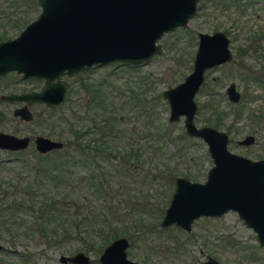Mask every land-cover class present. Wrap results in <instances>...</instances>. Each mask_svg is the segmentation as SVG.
<instances>
[{"label": "rangeland", "instance_id": "obj_1", "mask_svg": "<svg viewBox=\"0 0 264 264\" xmlns=\"http://www.w3.org/2000/svg\"><path fill=\"white\" fill-rule=\"evenodd\" d=\"M4 5L6 6L7 2H4ZM4 30L6 39L16 36L19 32L9 30L7 24L0 21V33ZM215 31H222L229 38L232 59L226 64L205 71L203 83L194 96L196 111L193 122L196 127L211 126L208 121L215 119L217 112L224 113L225 122L216 128L227 129L231 131L230 139H238L252 127L243 116L236 120L233 118V106L227 101L224 88L229 83H234L240 97L264 96V76H262L264 75V1L262 0H198L195 14L187 25L165 34L159 41L161 52L158 55L132 68L111 63L95 66L71 77H63L62 79L69 85L65 95L67 101L54 111L49 110L46 115L48 118L44 117L45 120L39 116L43 115L42 107H32L30 110L33 119L30 122H21L11 116L13 106L0 105V108L9 111L6 119L0 123V131L15 136H28L31 139L36 135L50 139L58 138V131L67 127L66 123L72 122L69 106L72 104L71 110H74L77 100L81 101L86 97L78 86L80 81H85L101 83L99 85H101L104 104L109 108L112 105L121 115L123 113L130 115V109L124 105V102L127 100L129 90H136L141 94L140 97L144 96L143 98L154 101L159 112V122L163 125L171 124L172 137L180 132L184 133L183 117H180L178 122H168V105L161 92L182 82L190 73L191 60L184 53L188 50L194 52L196 34L198 32L210 34ZM191 34L194 37L192 45L188 40ZM40 85L41 82L36 79L22 80L19 75L9 73L0 78V94L36 89ZM247 107L250 108L248 105ZM132 116L135 117L133 114ZM132 116L129 121L124 120L119 127H130L137 122ZM82 124V120H77L75 126L78 128ZM260 134L262 137L259 138H262V142L264 135ZM187 138V142L183 143L185 146L183 154L180 155L170 153L173 145L166 141V156L157 158L155 166L162 169L166 164L176 177L181 176L189 181L202 183L212 162L206 151V145L200 139ZM126 143L125 136L114 141L117 150L124 148ZM33 152L32 143L25 153L13 154L0 150V184L10 179V181L14 180L17 174L24 175L20 172V160L33 162ZM98 162L101 165L105 163L102 160ZM76 170L77 173L81 172L79 168ZM153 170L151 168V171ZM128 187H132L129 194L150 195L153 189L159 190L160 183L158 180L153 183L137 181L136 184H130ZM172 191L171 186L169 197ZM168 199L161 198L157 201L166 206ZM28 213L25 212L23 217L29 218ZM2 228L0 226L2 246L0 264H61L60 256H72L77 252H83L88 257V264H100L98 256L103 248L100 250L93 248L84 252L79 250L75 240L54 245L38 236L10 238ZM93 240L96 242L95 239ZM128 241L130 243L129 239ZM95 242L94 244H97ZM125 252L128 259L139 263L146 261L148 264H201L206 256L215 258L221 264H264V247L257 244L254 233L245 227L234 212H227L216 219L199 218L192 223L189 233H184L175 226L158 227L145 242L135 239Z\"/></svg>", "mask_w": 264, "mask_h": 264}, {"label": "water", "instance_id": "obj_2", "mask_svg": "<svg viewBox=\"0 0 264 264\" xmlns=\"http://www.w3.org/2000/svg\"><path fill=\"white\" fill-rule=\"evenodd\" d=\"M198 0H37L38 13L16 36L0 41V76L15 72L21 78L42 79L37 91L1 97L27 104L53 108L61 104L69 88L61 76L71 77L95 66L118 63L139 65L161 52V37L185 27L196 11ZM227 36L217 31L199 32L192 68L182 82L161 92L168 105L170 123L182 119L186 136L199 138L207 145L212 166L204 182L174 179L173 192L159 225H171L187 232L200 216H220L236 211L242 223L264 246V162H252L226 150V135L208 126L196 127L193 96L204 71L229 61ZM230 101L239 96L235 85L226 89ZM29 120L25 108L14 112ZM2 114L0 112V120ZM35 149L45 154L61 148V143L37 136ZM25 137L0 133V148L22 150ZM128 239L118 237L105 245L98 256L100 264H139L126 257ZM2 246L0 245V250ZM59 261L87 264L83 252L60 256ZM203 264H220L208 257Z\"/></svg>", "mask_w": 264, "mask_h": 264}, {"label": "trees", "instance_id": "obj_3", "mask_svg": "<svg viewBox=\"0 0 264 264\" xmlns=\"http://www.w3.org/2000/svg\"><path fill=\"white\" fill-rule=\"evenodd\" d=\"M36 12L37 0H0V21L9 30L20 31ZM5 37L4 30L0 41ZM99 84L79 82L86 97L77 100L74 110L72 104L68 108L72 122L56 138L61 148L45 155L33 152V162L21 159L24 175L0 184V226L10 238L38 236L54 245L75 240L79 250L88 252L118 237L145 242L158 229L165 206L157 200L170 198L176 176L166 164L158 169L156 159L166 156V141L173 145L170 153L183 154L188 138L183 132L172 137L171 124L159 122L154 101L140 97L136 90L130 89L124 102L130 115L117 113L111 104V108L104 104ZM130 116L137 122L120 128ZM77 120L83 121L78 128ZM124 136L127 145L117 150L114 141ZM156 180L158 191L129 194L128 185Z\"/></svg>", "mask_w": 264, "mask_h": 264}, {"label": "flooded vegetation", "instance_id": "obj_4", "mask_svg": "<svg viewBox=\"0 0 264 264\" xmlns=\"http://www.w3.org/2000/svg\"><path fill=\"white\" fill-rule=\"evenodd\" d=\"M264 1V0H262ZM191 19V18H190ZM217 32V31H215ZM222 32V31H221ZM199 33V32H198ZM197 33V34H198ZM214 33V32H213ZM224 33V32H223ZM167 34V33H166ZM197 34H196V46H197ZM209 34V33H207ZM212 34V33H210ZM225 34V33H224ZM165 35V34H164ZM163 35V36H164ZM226 35V34H225ZM162 36V37H163ZM227 36V35H226ZM161 37V39H162ZM228 38V37H227ZM160 39V40H161ZM6 40V39H5ZM188 40L190 42V44L192 45L193 44V40H194V37H193V34H191L189 37H188ZM229 40V38H228ZM3 41V40H2ZM159 43V42H158ZM160 44V43H159ZM229 44H230V41H229ZM229 44H228V48H229ZM161 46V45H160ZM189 46V45H188ZM195 50H196V47H195ZM195 50L194 52H192L191 50L189 51H185V55L189 54L190 56L187 57L188 59L191 60V68H192V62H193V57H194V53H195ZM229 51L231 53V50L229 48ZM193 53V54H192ZM232 59V53H231V57L229 59V61H231ZM229 61L227 62H224L220 65H223V64H226L228 63ZM220 65H216L214 67H217V66H220ZM213 68V67H211ZM210 69V68H208ZM206 69V70H208ZM205 70V71H206ZM204 71V73H205ZM9 73H15V72H8L7 74ZM5 74V75H7ZM17 74V73H15ZM4 75V76H5ZM19 75V74H17ZM4 76H0V78L4 77ZM20 79L22 80H25V79H36L38 81L41 82V85L38 87V88H31V89H23V90H20L18 93H13V92H5L3 94H0V105H9V106H13L12 109H11V116L15 119V118H18L19 121L21 122H30L32 119H33V114L31 112V108L34 107V106H38V107H42V114L43 115H39L40 117H43L42 120H45L44 117H46L47 113H49V110L50 111H54L57 107H59L64 101L53 107V108H49V107H46L44 104H36V103H31V104H27L26 102H23V101H17V100H7V99H2L1 97L3 96H7V95H10V94H23V93H29L31 91H37L39 90V88L43 85L44 81L42 79H37V78H34V77H28V78H21V76L19 75ZM63 77H66V76H61L60 79H62ZM64 81V79H62ZM203 80H204V74H203ZM203 80L201 82V84L203 83ZM200 84V86H201ZM230 84V83H229ZM228 84V85H229ZM234 84V83H233ZM227 85V86H228ZM235 85V84H234ZM199 86V87H200ZM226 86V87H227ZM199 87H198V90H199ZM226 87L224 88V93H225V89ZM236 89V88H235ZM198 90L196 91V93L198 92ZM237 91V90H236ZM239 92V91H238ZM195 93V94H196ZM194 94V96H195ZM194 96H193V101H194ZM225 96H226V99L227 101L233 106L232 107V115H233V118L236 120L238 118H240L241 116H243V118L248 121L249 125L252 127L248 132L242 134V136L238 139H230V133L231 131H227L226 130H218L216 127H219L222 122H225L224 121V118H223V115L224 113H220V112H217V117H215V119H213L212 121H208V123L211 125V126H208V127H211L217 131H221L223 132L226 137H227V142H226V150L231 153V154H234V155H237V156H240L244 159H247L249 161H252V162H264V139L263 141L261 142V139L262 138H259V136L262 137V135L260 133H262L264 135V96H261V97H253V96H242L240 97V93H239V96L237 98V100L235 102L233 101H230V99L228 98L227 94L225 93ZM195 103V101H194ZM196 105V103H195ZM247 105L250 107L248 108ZM22 107H25L31 114V117L29 120H23V119H20V117L18 115H15L14 112L16 109H19V108H22ZM44 110V111H43ZM196 111V109H195ZM0 112L2 114V118L0 120V123L3 122L5 119H6V115L8 114V110L6 108H0ZM195 114V113H194ZM194 117V115H193ZM194 123V122H193ZM216 124V125H215ZM242 124V122H241ZM195 125V124H194ZM206 126V125H204ZM229 128V126H227ZM0 133H3V134H9V135H12V136H15L11 133H6L4 131H0ZM185 134V133H184ZM37 136H40V135H36L34 136L32 139L28 136H16V137H25L27 139V147L25 149H22V150H7V149H3V148H0V150H3L5 152H11L13 154H16V153H25V151H27V148H29V144L32 143L33 145V149H34V153H37L39 155H45V154H40L36 151L35 149V145H34V139L37 137ZM45 137V136H43ZM188 137V136H187ZM47 138V137H46ZM192 138V137H190ZM264 138V137H263ZM196 139H199V138H196ZM55 141H57L56 139H53ZM201 140V139H200ZM202 141V140H201ZM203 142V141H202ZM205 144V142H203ZM206 145V144H205ZM229 148H231V150H229ZM206 151H207V145H206ZM51 152V151H50ZM49 153V152H48ZM208 153V152H207ZM209 155V154H208ZM210 158V157H209ZM212 162V161H211ZM212 166V165H211ZM210 166V167H211ZM209 167V168H210ZM208 171V170H207ZM206 171V173H207ZM186 179V178H185ZM205 179H206V175H205ZM188 180V179H187ZM189 181V180H188ZM205 181V180H204ZM203 181V182H204ZM191 182H194V181H191ZM173 187H174V184H173ZM173 192V191H172ZM172 194V193H171ZM171 196V195H170ZM170 199V198H169ZM169 202V200H168ZM168 205V204H167ZM166 205V206H167ZM165 206V208H166ZM165 210V209H164ZM227 212H234L236 215V211H233V210H228L224 213H222L220 216H222L223 214L227 213ZM164 213V211H163ZM163 215V214H162ZM220 216H200L198 217L197 219L199 218H212V219H216ZM238 216V215H237ZM162 217V216H161ZM239 218V217H238ZM161 219V218H160ZM195 219V220H197ZM240 219V218H239ZM193 220V222L195 221ZM241 220V219H240ZM160 222V220H159ZM192 222V223H193ZM192 223H191V228H192ZM171 226H174V225H171ZM160 227V225H159ZM169 227V226H168ZM176 227V226H175ZM246 227V226H245ZM166 228V227H165ZM179 228V227H177ZM180 230H182L181 228H179ZM251 230V229H250ZM183 231V230H182ZM191 231V229L187 232L183 231L184 233H189ZM255 235V234H254ZM256 240V239H255ZM257 242V241H256ZM129 243V241H128ZM258 244V243H257ZM259 245V244H258ZM129 246V245H128ZM260 246V245H259ZM260 247H264V246H260ZM210 256H206L204 261ZM212 258V257H210ZM214 259L215 261H217L215 258H212ZM201 262V264H203V262ZM60 262V261H59ZM218 263H220L219 261H217ZM61 264H75V263H70L68 261H65L64 263L60 262ZM139 263V262H137ZM88 264V263H87ZM139 264H148V262L146 261H143L142 263H139ZM221 264V263H220Z\"/></svg>", "mask_w": 264, "mask_h": 264}]
</instances>
